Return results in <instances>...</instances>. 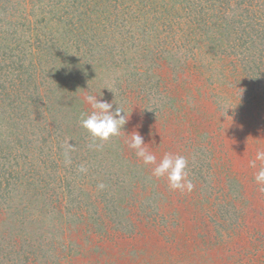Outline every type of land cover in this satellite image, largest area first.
<instances>
[{
    "label": "trees",
    "instance_id": "trees-1",
    "mask_svg": "<svg viewBox=\"0 0 264 264\" xmlns=\"http://www.w3.org/2000/svg\"><path fill=\"white\" fill-rule=\"evenodd\" d=\"M126 1L0 0V73L3 74L0 76V264H116L110 258L98 262L86 259L87 254L84 257L81 255V249H88V253L93 256L102 248L90 243L105 232L111 233L114 223L111 217L114 214L117 216L114 220L118 227L124 225L127 228V223H131V231L135 232L159 225L164 236L171 234L168 236L170 238L172 235H180L179 238L187 240L191 234L189 224L185 221L183 231L175 232L176 215L194 210L196 203V207L202 208V198L196 200V197H191V202L187 199L186 203L189 209L177 211L176 208L163 206L164 210L161 205L164 203L169 206L166 195L171 189L160 182H166L167 179L152 174L155 165L139 168L142 163L132 162L128 170V184L121 188L122 192L119 190L117 193L114 214L111 211L112 205L109 206L108 213L104 212L110 199L107 193L100 197L98 194L93 199V194L86 191L70 195L68 209L65 214L62 213L56 191L64 180L59 176L57 179V175L49 178L40 173L39 165L35 164V150L37 143L39 147L44 144L45 138L41 143L34 141L38 139L34 127L30 128L24 122V110L32 103V99L40 101L45 97L40 86L44 77L50 83H55L56 89L74 90L78 103L74 108L71 107L70 112L77 113L79 110L80 113V116L73 114L74 120L86 118V109L92 108L90 104L86 108L82 103L86 96L80 95L79 88L86 86L84 81L88 74H84L93 66L107 78L102 80V87L112 77L115 66L122 70L114 81V86L117 88L121 84L122 90L116 89L105 100L113 103L114 108L122 109L124 116L131 112L134 105L129 103V90L137 93L135 90L140 91L143 85H149L148 90L158 86L166 75L177 73L180 59L190 62L188 58L197 55L194 54V48L206 47L211 54L220 56L219 49L223 53L225 45L236 55L241 47V53L247 54L238 61V66L242 67L236 66L235 70L248 74L255 85L258 82L264 83L258 77L260 72H264V53L256 58V52L251 51L258 45V34L263 39L264 46V24H260L263 28L259 29L250 14V10H253L246 3H252V0H227L228 6L220 2L219 7L215 6L216 2L213 0H131V4ZM232 1H235L234 5ZM256 4L260 5V13L264 16V2L261 4L256 1ZM228 7L230 14L229 10L227 12ZM166 23L167 27L164 28ZM162 31L167 33L163 34ZM183 43L187 47L179 53L176 46L178 44L177 48L180 50ZM108 61L112 63V67L105 66ZM46 69L47 74L53 75L52 77L45 75ZM116 74L117 71L114 75ZM92 75L94 74L90 76ZM100 89L90 88L88 96H94L95 91L98 96L105 93V88ZM185 110L189 112L187 108ZM66 116L70 117V114ZM197 117L203 123L208 121V116L202 111L198 112ZM185 118L188 119V116ZM213 123L214 121L209 120L208 126ZM83 129L85 131L79 136L82 142L76 141L79 145L75 144V148L70 147L61 154H66L65 158H70L69 162H77L68 163L67 170L69 166L79 170L85 167L82 165L83 155L79 154L83 149L91 151L94 158L100 155L98 149L91 145L98 139H94L88 130ZM217 138L226 140V136L221 134ZM215 140V137L210 139L211 142ZM224 143H220L221 154L215 158L216 162L209 165V169L216 167L221 170L231 163L229 156L228 160L225 159L227 162H221L227 149ZM159 152L158 145V154ZM10 157L16 162H24L20 170H17L19 172L13 170L11 164L4 168L5 162L2 160H10ZM156 162L159 163L160 160ZM33 166L38 171L33 172L30 169ZM187 168L189 173L192 170L190 162ZM146 172L151 174L143 179ZM38 173L40 174L37 175ZM66 175L68 172L64 173V177ZM189 180L194 185V196H198L200 190L197 177L192 175ZM227 182L219 183L227 189ZM45 188L52 191L50 197H55L54 203L45 196ZM219 189L215 186V190L220 191ZM250 189L264 199V193L257 190V185ZM186 198L183 197L182 203ZM245 203H248L246 198ZM253 208L259 218L244 220L235 229L234 235L241 240L244 233L253 232L254 240H245L235 252H225L223 264H235L240 257L247 255L245 248L258 244L264 247V208L259 210L256 205ZM219 209L218 207L217 210ZM36 210L37 214L33 212ZM197 210L199 213L202 211ZM97 213L111 216L107 221L103 219V222H98L100 216ZM135 215L139 217L138 222L133 221ZM263 250L264 248L261 252L253 251L249 254L259 257L256 262L261 263L264 262ZM220 251L222 253L221 249Z\"/></svg>",
    "mask_w": 264,
    "mask_h": 264
},
{
    "label": "rangeland",
    "instance_id": "rangeland-1",
    "mask_svg": "<svg viewBox=\"0 0 264 264\" xmlns=\"http://www.w3.org/2000/svg\"><path fill=\"white\" fill-rule=\"evenodd\" d=\"M226 1L213 0L216 2L215 6H218L220 2L228 6L229 3ZM256 1L261 4L264 2V0H252V3L246 4L253 10H250V14L259 29H262L263 25L260 24H264V16L260 13V5L256 4ZM126 2L131 4V0ZM228 10L229 7L227 12ZM228 13H231L230 10ZM170 23L176 27L174 23ZM97 26L99 27V25ZM166 27L167 23L164 28ZM162 33L167 32L162 31ZM256 37L258 45L251 51L256 52L254 56L259 58L260 53H264V46L262 45L263 39H260L259 34ZM225 46L223 53L219 49L220 56L216 53L211 54L206 47L194 48V54L197 55L188 58L190 62L180 59V68L176 71L177 73H173L171 76L166 75L158 86L148 90L149 85L145 87L143 85L140 91L135 90L137 93L129 90V103L131 106L134 105L129 114L125 113L126 124L119 129L117 135L110 136L107 140L98 139L91 144L98 149V151L94 149L100 154L97 158H94L91 151H84V149L79 153L83 155L84 171L78 168L71 169L70 166L67 170L68 163L76 164L77 162H69L70 158H65L66 154L61 155L70 147L75 148V144L79 145V142L76 143V141L82 142L79 136L85 131L81 128L80 121L82 119L74 120L73 118V114L80 116L79 110L77 113L70 112L71 107L74 108L78 103L77 95L72 88L56 89L55 83H50L47 77L42 80L40 86L45 99L40 101L32 99V103L24 110L26 114L24 122L28 127H34V132L38 136V139L34 141L41 143L45 138L44 144L39 147L40 145L37 143V150H35V155H37L35 164L39 165L40 173L45 177L48 175L49 178L57 175V179L62 177L64 180L56 191L62 213L65 214L68 209L70 195L86 191L93 194V199L98 194L100 197L101 194L107 193L110 199L104 212L108 213L110 211L108 208L112 205L111 211L114 214V204L118 201L117 193L128 184L129 165L132 162L142 163L139 168L150 165L144 164L142 158L136 156V150L129 147L133 134L143 137L145 142L143 146L149 153L156 156V161H161L165 154L185 157L192 165L188 179L192 175L197 177L200 190L198 196H194L192 191L181 192L171 189L166 195L169 206L163 203L161 207L164 210V207L176 208L177 211L189 209L186 207V203L187 199L190 201L191 197H196V200L201 197L202 208L205 207L202 210V208L196 207V203L194 210H186L184 213L176 215L178 217L174 223L175 232L183 231L185 221L189 224L188 229L191 234L188 235L187 240L179 238L180 235H172L170 238L168 236L171 234L164 236L159 225L150 227L151 230L145 227L142 228V231L136 230L135 232L131 231L133 227L131 223H127V228L124 225L118 227L114 220L117 216L114 214L111 217L112 222L114 221L111 233L105 232L90 243V245L97 244V247L102 246V248L93 256L88 253V249H81L83 257L85 254L88 255L86 259L102 262V259L110 258L116 264H131L133 262L134 264H223L222 261L226 257L224 256L225 252H235L245 240H254L253 232L244 233V237L239 240L236 239L234 231L243 224L244 220L259 218V215L253 212L255 205L259 210L264 208L263 197L250 189V187L256 186L254 175L259 170V162H257V168L249 166V161L255 158L256 150L264 149V83L258 82L255 85L248 74L236 71V66L242 67L238 66L241 56L247 53L242 54L241 47H239L236 55L227 48V45ZM177 47L178 44L176 49L182 53L187 45L184 46L183 43L180 50ZM109 61L105 66L112 67V63ZM185 63L187 64L185 65ZM47 71V69L44 71L45 75L52 77L53 75H48ZM115 71H117L116 75H114ZM121 71L117 66L113 72L111 68L112 77L107 84L105 83V87L104 85L102 87L104 83L102 80L107 78L102 76L101 70H96V67L93 66L84 74L85 76L88 74L84 81L87 84L79 88L80 95L87 97L92 87L99 91L100 88H105V93L98 96V92L95 91L94 94L97 99L105 100L106 97L117 91L116 89L121 91V84H118L117 88L114 86V81ZM91 74L94 75L90 76ZM1 75L3 74L0 73ZM258 77L260 82H264V72H260ZM136 87L137 85H135ZM241 87L242 89H239ZM82 103L85 107L89 105L87 100H82ZM198 110L208 116V121H214L213 125H209V127L208 121L203 123V120L197 117ZM86 111L87 118L93 109L87 108ZM68 114L70 117L66 116ZM186 116L188 119L185 118ZM189 118L190 123H188ZM218 134L225 135L226 140L217 138ZM212 137L216 138L215 142L210 141ZM221 142H225V148H227L221 162H227L225 159L228 160L229 156L231 163L221 170L216 167L209 169V165L216 162L215 158L221 154L219 153ZM2 162H5L4 168H8L11 164L15 171L20 170L24 164V162L14 161L12 157L10 160L3 159ZM36 168L33 166L30 169L35 172L38 171ZM186 171L188 172V168ZM65 172H68V175L64 177ZM136 172L139 173L137 170ZM149 174L151 173L143 174V179H147ZM165 179L167 178L165 177ZM219 182L224 184L227 182V189ZM100 184L104 185L102 189L98 187ZM160 184L167 188L168 181L161 180ZM215 186L221 190H215ZM242 192H245L244 195ZM51 193V190L45 188V196L54 203L55 197L51 199ZM183 197L187 198L182 203ZM245 198L249 204L245 203ZM89 200L91 201V197ZM218 207L219 210H217ZM197 209L202 211L199 213ZM33 212L37 214V210ZM97 215L100 216L98 222H103V219L107 221L111 216L109 214L102 216L103 214L99 213ZM133 218L134 222L139 221L138 215ZM262 248L264 247L261 244L245 248L247 255L240 257L235 264H264V262H256L259 257L249 254L253 251L261 252Z\"/></svg>",
    "mask_w": 264,
    "mask_h": 264
},
{
    "label": "clouds",
    "instance_id": "clouds-1",
    "mask_svg": "<svg viewBox=\"0 0 264 264\" xmlns=\"http://www.w3.org/2000/svg\"><path fill=\"white\" fill-rule=\"evenodd\" d=\"M87 102L91 105L93 111L87 118L80 121L81 126L88 130L94 139L107 140L110 136L117 135L119 129L126 124L123 110L115 107L113 103L102 99H97L93 95L86 97ZM144 139L139 134H133L129 142V147L136 150V156L142 158L143 163L152 164L155 167L152 174L155 177H166L168 186L172 190L191 192L194 185L188 179L186 171L188 161L185 157L172 154H165L163 159L157 163L156 156L149 153L143 146ZM259 162V170L254 175V181L257 185V190L264 193V149L258 148L255 153V158L249 161V166L257 168ZM81 171H84L82 168ZM103 188L104 185H98Z\"/></svg>",
    "mask_w": 264,
    "mask_h": 264
}]
</instances>
